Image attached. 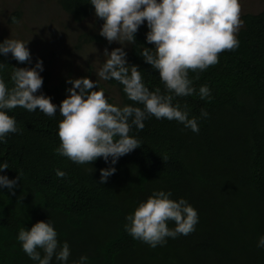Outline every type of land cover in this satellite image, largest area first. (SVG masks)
Returning <instances> with one entry per match:
<instances>
[{"label":"trees","instance_id":"1","mask_svg":"<svg viewBox=\"0 0 264 264\" xmlns=\"http://www.w3.org/2000/svg\"><path fill=\"white\" fill-rule=\"evenodd\" d=\"M56 5L75 24L87 19L103 23L89 0H56ZM42 7L35 5V18ZM13 16L22 18L20 11L12 12L8 21L14 25ZM241 19L243 27L236 34L239 46L219 53V62L193 81L197 90L207 84L212 99L202 100L195 93L175 98L181 106L188 105L189 116L199 117L202 108L209 113L198 121L199 132L174 120L148 118L143 129L133 127L129 133L141 145L118 159L115 173L104 183L99 180L100 169L109 164L102 158L76 164L55 152L62 119L58 111L50 117L39 109L9 110L19 132L9 133L6 143H0V163L7 161L9 166L0 174L20 179L11 192L0 188V264H35L16 236L21 226L30 229L48 219L57 239L68 242L70 262L86 255L88 264H264V248L256 246L264 234V9ZM147 31L146 23L138 27L134 43L127 44L126 58L138 65L150 90H163L158 72L139 55L142 46H153L145 41ZM72 37L73 55L87 44L106 45L96 33L78 32ZM6 38L0 32V42ZM37 58L31 55L29 64L18 62L11 53L0 55V63L6 64L0 75L11 87L13 68H31ZM39 59L43 83L37 94L43 92L56 105L68 95L71 85L66 80L80 77L97 79L109 103H133L114 80H99L90 70L77 77L70 60L66 74L53 77L52 62ZM111 89L115 98L110 97ZM56 169L66 175L57 177ZM161 189L171 190L173 200L185 198L199 219L194 231L152 248L133 239L123 225L127 214ZM168 226L174 227V222ZM52 264L59 262L53 259Z\"/></svg>","mask_w":264,"mask_h":264},{"label":"clouds","instance_id":"2","mask_svg":"<svg viewBox=\"0 0 264 264\" xmlns=\"http://www.w3.org/2000/svg\"><path fill=\"white\" fill-rule=\"evenodd\" d=\"M89 3L95 16L103 20L99 35L109 43L115 41L121 45L111 51L104 50L107 59L95 73L96 77L118 82L133 103L122 106L109 103L105 90L97 87V79L80 77L66 80L71 85L66 89L68 95L56 105L43 92L37 94L43 83L40 75L43 62L37 58L31 68H13L11 87L0 75V143H6L9 133L19 132L9 110L22 107L35 112L39 109L50 117L58 111L62 119L57 126L60 143L55 152L76 164H89L102 158L109 164L100 169L99 180L104 183L115 173L113 165L118 159L141 145L140 139L129 133L133 127L143 129L148 118L174 120L185 129L199 132L198 121L208 118L209 113L202 108L199 117L189 116L188 105L181 106L175 98L195 93L202 100L212 99L207 84L197 90L193 81L219 62V53L239 46L236 33L244 21L240 18L239 0H89ZM10 19L20 22L14 16ZM142 23L148 28L145 41L153 46H142L139 55L158 72L163 90L160 87L150 90L138 65L129 64L126 58L124 46L134 43V34ZM27 43L6 38L0 42V55L11 53L18 62L30 64ZM5 65L0 63V70ZM189 72L195 75L190 77ZM8 168L7 161L0 163V172ZM55 174L66 175L61 169H56ZM18 179L19 175L9 179L0 174V188L7 187L11 192ZM171 195V190H154L125 216L124 230L152 248L163 246L169 237L194 231L199 219L197 210L185 198L173 200ZM169 221L174 222V227L168 226ZM57 235L53 222L48 219L37 221L30 229L21 226L16 239L35 264H52L53 259L59 264H88L86 255L70 262L69 244L60 242ZM256 246L264 248V234L258 237Z\"/></svg>","mask_w":264,"mask_h":264},{"label":"rangeland","instance_id":"3","mask_svg":"<svg viewBox=\"0 0 264 264\" xmlns=\"http://www.w3.org/2000/svg\"><path fill=\"white\" fill-rule=\"evenodd\" d=\"M239 2L240 18L244 14H256L264 9V0H239ZM35 5L43 6L36 18ZM14 11H20L22 14L20 22L15 25L8 21ZM100 27L92 19L75 24L68 15L58 9L56 0H0V32L7 38L28 41L26 47L32 56L52 62L50 71L53 77H62L66 74L68 68L65 69V66L69 60L72 62L71 71L77 77L79 74H86L89 70L96 77L95 73L107 59L104 50L111 51L121 45L115 41L109 43L103 37L106 45L87 44L76 51L75 55L71 54V50L69 52L72 48L69 46L73 34L78 32L99 34ZM242 27L243 24L238 31ZM73 40L75 43V39ZM127 48L126 44L124 50ZM109 94L110 97H116L113 89L109 90Z\"/></svg>","mask_w":264,"mask_h":264}]
</instances>
